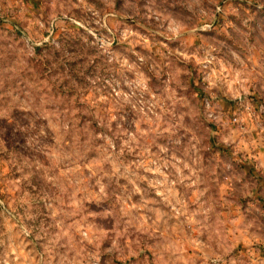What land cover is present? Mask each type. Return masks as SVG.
Segmentation results:
<instances>
[{"label": "rangeland", "instance_id": "rangeland-1", "mask_svg": "<svg viewBox=\"0 0 264 264\" xmlns=\"http://www.w3.org/2000/svg\"><path fill=\"white\" fill-rule=\"evenodd\" d=\"M0 264H264V0H0Z\"/></svg>", "mask_w": 264, "mask_h": 264}]
</instances>
